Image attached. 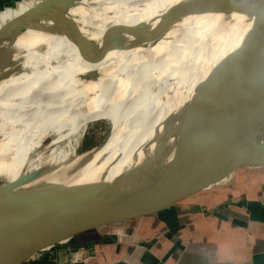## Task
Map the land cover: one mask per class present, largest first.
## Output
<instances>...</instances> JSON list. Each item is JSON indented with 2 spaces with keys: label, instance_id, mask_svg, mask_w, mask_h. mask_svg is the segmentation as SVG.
Listing matches in <instances>:
<instances>
[{
  "label": "bare ground",
  "instance_id": "6f19581e",
  "mask_svg": "<svg viewBox=\"0 0 264 264\" xmlns=\"http://www.w3.org/2000/svg\"><path fill=\"white\" fill-rule=\"evenodd\" d=\"M230 1L82 0L3 41L7 49L21 35L49 33L29 63L0 74V180L63 165L77 155L71 142L60 147L65 140L114 117L95 157H105L100 165L71 176L65 166L45 181L80 183L118 174L182 92L243 41L253 17L224 12ZM65 32L91 35L71 53L42 62ZM177 74L185 87L161 94L160 80Z\"/></svg>",
  "mask_w": 264,
  "mask_h": 264
},
{
  "label": "water",
  "instance_id": "95a60500",
  "mask_svg": "<svg viewBox=\"0 0 264 264\" xmlns=\"http://www.w3.org/2000/svg\"><path fill=\"white\" fill-rule=\"evenodd\" d=\"M80 2L40 0L0 24V46ZM224 10L253 17L243 41L182 92L118 174L45 181L65 166L71 176L100 165L107 133L63 165L0 184V264H44L80 243L121 235L239 171L264 168V0H231Z\"/></svg>",
  "mask_w": 264,
  "mask_h": 264
},
{
  "label": "crops",
  "instance_id": "0c3cea01",
  "mask_svg": "<svg viewBox=\"0 0 264 264\" xmlns=\"http://www.w3.org/2000/svg\"><path fill=\"white\" fill-rule=\"evenodd\" d=\"M39 1L0 0V23ZM48 35L32 32L19 36L6 49L8 56L3 55L6 60L0 63V74L29 63ZM90 35L58 34L42 62L71 53ZM20 54L23 58L16 60ZM81 246L94 251L87 264H264V168L237 173L121 235L80 243L44 264H79L71 258Z\"/></svg>",
  "mask_w": 264,
  "mask_h": 264
},
{
  "label": "rangeland",
  "instance_id": "374dc122",
  "mask_svg": "<svg viewBox=\"0 0 264 264\" xmlns=\"http://www.w3.org/2000/svg\"><path fill=\"white\" fill-rule=\"evenodd\" d=\"M5 60L6 58L3 57V55L0 53V63L5 62ZM45 61H49V60H45ZM183 80L184 78L181 76V74H177L176 76L174 75V77L171 76V78L169 77L168 79L163 77L160 80L161 82L160 93L161 94L166 93L167 91H170L169 93H172L173 91H175L176 87H179V85L180 87L182 86L185 87L184 86L185 84L182 83ZM115 119L116 118L114 117L112 120H110L111 122L109 121V123L105 121L103 118L96 120L92 123H89L80 131V133L72 135L68 140H65L60 145V147L66 146L68 142H71V144L75 146V152L81 153L83 151L89 150L99 145L107 135L108 129L110 127L109 125L112 124L114 125ZM242 172H244V170L239 171L238 173H242ZM1 183H3L2 180H0V184Z\"/></svg>",
  "mask_w": 264,
  "mask_h": 264
},
{
  "label": "built area",
  "instance_id": "2783aa9c",
  "mask_svg": "<svg viewBox=\"0 0 264 264\" xmlns=\"http://www.w3.org/2000/svg\"><path fill=\"white\" fill-rule=\"evenodd\" d=\"M93 249L88 246H81L74 252L71 261L79 264H87L94 258Z\"/></svg>",
  "mask_w": 264,
  "mask_h": 264
}]
</instances>
